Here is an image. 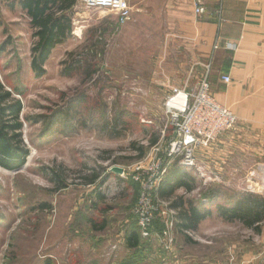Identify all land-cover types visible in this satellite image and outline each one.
Segmentation results:
<instances>
[{
	"label": "rangeland",
	"instance_id": "1",
	"mask_svg": "<svg viewBox=\"0 0 264 264\" xmlns=\"http://www.w3.org/2000/svg\"><path fill=\"white\" fill-rule=\"evenodd\" d=\"M135 1L122 25L111 10L76 5L71 31L39 75L21 0H0V73L21 104L28 151L19 167L0 165V264H253L250 254L264 255L261 232L219 212L264 195V155L254 161L229 145L225 162L208 158L236 127L183 144L177 96L198 88L201 65L163 38L162 3ZM166 183L209 211L196 229L184 230L172 200L159 195Z\"/></svg>",
	"mask_w": 264,
	"mask_h": 264
},
{
	"label": "crops",
	"instance_id": "2",
	"mask_svg": "<svg viewBox=\"0 0 264 264\" xmlns=\"http://www.w3.org/2000/svg\"><path fill=\"white\" fill-rule=\"evenodd\" d=\"M196 1L135 2L139 7L162 3L163 38L167 33L174 52L201 65L199 72L203 76L209 67L213 95L239 119L233 133L223 135L213 144L212 154L208 147L207 157L225 162L227 156L222 148L228 150L230 145L234 152L258 161L257 156L264 155V0H201L205 8L202 14L195 11ZM224 76H229L230 82H225ZM263 224L260 232L264 238ZM250 255L249 262L253 264L260 256L264 258L263 254Z\"/></svg>",
	"mask_w": 264,
	"mask_h": 264
},
{
	"label": "trees",
	"instance_id": "3",
	"mask_svg": "<svg viewBox=\"0 0 264 264\" xmlns=\"http://www.w3.org/2000/svg\"><path fill=\"white\" fill-rule=\"evenodd\" d=\"M77 2L78 0H21L20 4L34 28L36 42L33 47L32 66L39 75L44 71L43 65L51 50L71 31V16L68 12L75 8ZM20 109V102L13 99L12 92L0 79V165L8 168L19 167L28 152L25 151L19 132L22 128L18 116ZM9 114L13 117L6 119ZM156 140L157 138L152 142ZM137 148L142 154L144 153L143 146ZM98 179L99 176L95 173L88 182L95 183ZM167 186L169 189L161 190L159 195L166 200H172L173 207L179 210L181 227L184 230L196 229L206 214L196 207L194 201L187 200L183 196H175L174 188L168 184ZM187 189L191 190L192 186L188 185ZM219 212L228 219L238 220L260 233L264 223V196L245 194L227 205H221ZM128 243L133 247L138 246L139 234L133 232L128 237Z\"/></svg>",
	"mask_w": 264,
	"mask_h": 264
},
{
	"label": "built area",
	"instance_id": "4",
	"mask_svg": "<svg viewBox=\"0 0 264 264\" xmlns=\"http://www.w3.org/2000/svg\"><path fill=\"white\" fill-rule=\"evenodd\" d=\"M79 4L86 9L111 10L117 14L118 22L121 25L127 23L133 13L128 0H78L76 5ZM195 11L198 14L205 11L201 0L195 2ZM220 12L221 9H219ZM206 70L207 73L199 81V86L195 91L185 92L182 96L180 93L177 96V98L179 97V105L177 104L174 112L178 111L183 119L179 125L178 133L187 136V139L183 141L185 146L193 145L198 142L199 138L203 139V137L212 140L222 132L234 129L239 123V119L233 111L219 103L213 95L208 81L209 67ZM224 80L230 82L231 78L224 76ZM168 109L171 110V106ZM173 146L177 150L181 148V142L178 140ZM183 164L192 165V163L184 162Z\"/></svg>",
	"mask_w": 264,
	"mask_h": 264
},
{
	"label": "water",
	"instance_id": "5",
	"mask_svg": "<svg viewBox=\"0 0 264 264\" xmlns=\"http://www.w3.org/2000/svg\"><path fill=\"white\" fill-rule=\"evenodd\" d=\"M114 172H117V173H122L123 172V168L121 167H113L112 168Z\"/></svg>",
	"mask_w": 264,
	"mask_h": 264
}]
</instances>
